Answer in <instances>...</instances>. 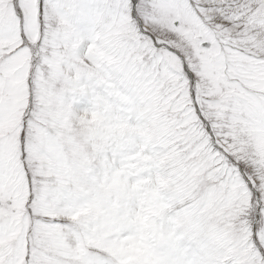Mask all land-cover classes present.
<instances>
[{
  "label": "snow or ice",
  "instance_id": "1",
  "mask_svg": "<svg viewBox=\"0 0 264 264\" xmlns=\"http://www.w3.org/2000/svg\"><path fill=\"white\" fill-rule=\"evenodd\" d=\"M0 264H264V0H0Z\"/></svg>",
  "mask_w": 264,
  "mask_h": 264
}]
</instances>
